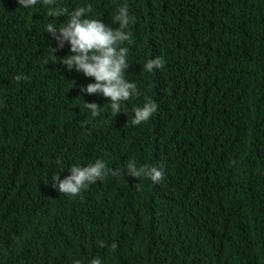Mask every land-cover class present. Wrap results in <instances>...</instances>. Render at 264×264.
<instances>
[{"label": "trees", "instance_id": "1", "mask_svg": "<svg viewBox=\"0 0 264 264\" xmlns=\"http://www.w3.org/2000/svg\"><path fill=\"white\" fill-rule=\"evenodd\" d=\"M123 6L140 95L114 116L45 32L67 17L0 0V264H264V0H55L113 28ZM148 99L157 111L133 125ZM98 158L120 175L53 187ZM129 160L162 180L127 175Z\"/></svg>", "mask_w": 264, "mask_h": 264}, {"label": "clouds", "instance_id": "2", "mask_svg": "<svg viewBox=\"0 0 264 264\" xmlns=\"http://www.w3.org/2000/svg\"><path fill=\"white\" fill-rule=\"evenodd\" d=\"M50 6L48 12L50 17H59L61 14L67 17L63 26L52 22L45 26L47 32L56 42L57 48H63L65 43L70 44L69 54L59 58L60 62L71 71L82 72L84 76L93 78L92 82L80 86L81 93L96 94L108 98L110 109L114 116L122 112L125 102L139 96L137 85L125 79V71L128 68V49L121 45L125 41H131L132 33L128 26L133 22L127 6L120 7L118 14L113 17V23L118 24L113 28L100 19L90 18L87 13L90 7H77L71 11L67 7H55V0H18L19 7L32 9L38 4ZM164 60L162 57L149 59L143 69L152 72L162 68ZM23 74H18L15 80L19 82L24 79ZM82 96V95H81ZM96 102H86L85 108L90 110L91 116L100 115L102 108ZM157 111V104L146 100L142 106L134 107L132 110L133 125H140L148 121ZM70 174L61 179L59 174L52 176L53 187L60 193L69 196H77L90 184L103 180L109 174L120 175L119 169H110L105 160L96 159L93 163L85 166L72 165L69 168ZM126 173L137 179L146 177L153 183H158L163 178V169L157 167H138L134 160H129L126 165ZM137 190L141 185L136 184ZM103 247V241L100 242ZM90 264H102L99 258L91 260Z\"/></svg>", "mask_w": 264, "mask_h": 264}]
</instances>
